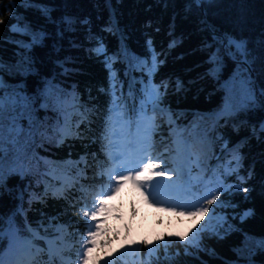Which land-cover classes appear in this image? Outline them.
Instances as JSON below:
<instances>
[{
    "label": "trees",
    "instance_id": "obj_1",
    "mask_svg": "<svg viewBox=\"0 0 264 264\" xmlns=\"http://www.w3.org/2000/svg\"><path fill=\"white\" fill-rule=\"evenodd\" d=\"M188 4L189 0H110L115 25L108 31V0H0V61L4 63L0 94L30 98L28 111L18 119L23 128L20 151L6 153L0 166L2 255L25 246L32 255L19 264H62L44 238L65 229L72 242L65 237L69 247L65 244L61 251L68 256V264H77L74 258L81 253L82 237L91 224L82 212L87 208L91 213L99 192L95 187L105 190L111 183L107 171L113 163L111 142L118 125L123 123L127 134L133 135L138 120L149 117L151 153L163 162H167L166 153L158 155V148L171 144L173 137L190 143L192 126L203 119L196 132L207 135V155L202 161L191 151L201 166L199 181L192 182L189 176L185 180L191 194L211 187V193L227 205L223 213L227 219L218 227L220 237L199 227L191 232L145 230L139 253L115 251L112 264H264V249L255 244L264 240V132L260 131L264 97L259 95L264 89V0H214L201 4L202 10L196 4L188 10ZM41 6L50 9L51 20L41 13ZM65 16L76 21L70 30L62 22ZM18 22L33 31L43 30V43L29 51L13 42H31L30 36L9 30ZM225 33L247 39L257 58L251 71L256 103L247 101L242 86L232 79L236 61L220 39ZM98 39L106 49L100 55L94 51ZM149 41L158 61L151 84L162 94L160 111L146 97V86L151 87ZM214 54L218 55L214 58ZM178 81L182 86L178 87ZM49 84L51 90L46 91ZM70 100L72 104L66 105ZM142 101L146 116L141 114ZM228 105L231 110L221 114ZM8 123L6 118V140ZM67 125L70 130L62 135ZM237 146L242 157L239 167L231 163ZM228 160L233 167L230 172ZM119 193L128 195L135 211L137 195L129 184ZM21 206L22 214L17 212ZM211 206L216 208L214 202ZM248 211L251 215L241 219ZM13 214L20 236L31 237L34 247L22 240L9 247L7 219ZM138 217L135 211L130 225ZM26 223L43 239L33 236ZM197 234L203 250L189 244ZM179 236L186 238L181 241ZM185 248L191 254H185Z\"/></svg>",
    "mask_w": 264,
    "mask_h": 264
},
{
    "label": "rangeland",
    "instance_id": "obj_2",
    "mask_svg": "<svg viewBox=\"0 0 264 264\" xmlns=\"http://www.w3.org/2000/svg\"><path fill=\"white\" fill-rule=\"evenodd\" d=\"M72 102L73 100H70L68 103L66 101V104L71 105ZM156 107L157 110H161L159 105ZM149 119V117L142 118L138 128L137 137L139 150L142 152V155H140L141 158L145 155L142 150V143L146 136L145 134L147 132V127L151 123ZM202 124H204V121L203 119H200L192 126L190 143L187 145L188 147L186 155H184V150L186 148L184 149L183 147V138L181 137H173L170 140L171 144L166 143L158 148V155L166 153L165 158L167 162L161 167V169L165 170V175L162 177H153L152 181L147 187V190L133 185V187L136 188V192L138 193L137 210L135 209V211L139 213V217L138 221H134L131 226L126 225L127 217L131 213V209L129 208V202L131 201L128 199L126 194H119V192H117L115 194L112 193L110 196H107L106 194L97 195L96 201L98 199H103V211L98 213L95 220H91V225L92 231H96L98 227L99 232L94 237L93 243H90L86 246L87 248H91V251L88 252L87 257H83V252L82 254L76 255L74 260L80 259L77 264H82V260L88 261L89 264H111L114 251L134 253L135 250H137V248L142 244V233L145 230H161L165 231L166 233L191 232L197 227L211 230L212 225L216 224V221L213 218L212 209L216 210L217 216L224 215L223 213L226 211L227 205L223 203V207H217V205H220L222 201L218 198L216 193H211L213 192L211 187L205 188L200 194H191L186 192L187 186L184 187L182 184H179L174 180L175 177L180 176L181 178L184 175V177L189 176V179L192 182L196 183L199 181L197 176L198 172L201 170V166L196 158H194L190 153L191 151L195 152L201 157L202 161H205L208 148L207 135L204 131L196 132V130ZM65 127L66 128H62V135L65 133V131H68V129L70 130L69 125ZM113 145V153L115 155L116 151L119 149L124 150L126 148H130V146L126 147V131L123 123H119L118 125V130L115 133ZM171 150L173 153H171ZM230 160H228L226 164V168L229 172L233 170L232 165L229 164ZM231 163L237 164L236 159H234V162L231 161ZM161 169H157L156 171H160ZM110 172L111 171H108V175ZM169 176L171 178H169ZM99 180H97V182ZM157 181L162 182L163 185H170L171 187L154 188L153 186L156 185ZM149 192L154 193L156 201L155 203L153 202V196L148 195ZM213 196L217 197L214 201L216 208L212 207L211 205H207L206 203L207 199H212ZM177 201H184L189 204L182 211L178 210L177 207H175L173 210L172 206H174V203L177 205ZM195 206H207L209 207V212L203 217L199 215L195 216L194 218L189 217L186 214L187 210H194ZM97 207H99V205L95 202L93 210H95ZM142 214L145 215L142 216ZM111 229H114L115 232L111 233ZM65 233H67L65 229L60 231L59 238H64V244L59 245L58 250H56V247L54 251L58 255L62 264L69 263L68 256L64 255L61 251L65 244L66 248L69 247V244L65 242V237H67V241L72 242V239L70 240V236H65ZM84 239H87V237ZM125 243L128 244L127 248L122 247V245ZM80 250L84 251V248L80 246L78 252ZM80 255H82L81 258H79Z\"/></svg>",
    "mask_w": 264,
    "mask_h": 264
},
{
    "label": "snow or ice",
    "instance_id": "obj_3",
    "mask_svg": "<svg viewBox=\"0 0 264 264\" xmlns=\"http://www.w3.org/2000/svg\"><path fill=\"white\" fill-rule=\"evenodd\" d=\"M28 2L29 0H25V3H28ZM108 2H109V8H110V16H109V27L107 30L112 31L115 25V13L113 10H111L110 0H108ZM213 2L214 0H189V4L187 7H188V10H190L192 4L201 5L203 3L211 4ZM40 11L49 20L52 19L50 15V9L41 6ZM62 22L68 26L69 30L76 23V21L73 18L68 17V16L63 17ZM83 22L88 23L87 20ZM0 23H2V21H0ZM9 30L14 33H21V34L28 35L31 37V42L27 44L24 41H13L15 43L20 44L22 47L27 48L29 51L31 50L33 45L42 44L44 37L46 35V33L43 30L33 31L30 25L25 24L21 26L19 22L11 25ZM213 35L215 37V32L213 33ZM89 36L91 37L90 30H89ZM220 39L222 40V43H226L228 54L230 55L232 59L236 61V69H235V73L232 79L234 81H238L239 84L242 86L246 100L251 103H256L257 96H256V93L252 89V84L254 83V81L251 76V71L253 70L252 66L255 63L257 58L253 56L251 50L248 48V40L244 38L237 39L236 37L231 36L227 33H225L223 37ZM98 44L99 46L94 51L96 52L97 55H100V54H103L106 51V49H105V46L102 40L98 39ZM148 46L152 53V64H151V68L149 69V72H150L149 85H151V87L149 88L146 86V97L149 103H152L153 105H158V101L160 100V97L162 94L157 86L151 84V75H153L155 71L157 70L158 61H157V57L155 54V50L152 48L151 41L148 42ZM125 51L127 50L125 49ZM216 55L218 54H214V58ZM142 63H144L145 66H147V61H143ZM3 68H4V63L0 61V70H3ZM109 68H110V65H109ZM27 70L30 71L31 68L29 67ZM110 71H111V68H110ZM177 84H178V87L182 86L180 85L179 81L177 82ZM3 89H4V80H3V77L0 76V90H3ZM45 90L50 91L51 85L49 84L48 88H46ZM114 95L115 94L113 93V96ZM259 95L261 97H264V89L260 91ZM29 100H30L29 97L23 96L20 93L7 94V95L0 94V166H2L3 164V160L5 158L6 153L12 150H16L17 152L20 151V146H21L20 134L23 132V128L18 124V119L24 115V112L28 111ZM115 106H116V101L114 99L109 106V115L106 118V129H105L106 133L109 132L108 126L113 119V111H114ZM230 110H231V106L228 105L221 110V114H223L224 112L230 111ZM6 111L8 112L7 117L5 116ZM141 114L146 116V108L143 106V101H142ZM6 118L9 121L8 126H7V130H8L7 140L5 139V135H4ZM125 119H128L130 122L131 118L125 117ZM139 126H140V123L138 120L137 127L139 128ZM255 131L256 130L253 129L254 134H255ZM260 131L264 132V124L260 125ZM238 147L239 146H237V149L234 150L236 151L235 159L237 161V167L240 166V161L242 160V157L240 156L238 152ZM142 150L145 154L139 161V165H142V167L137 165L131 169V172H135V175H132L131 172L128 175H124L123 172H114V171L109 173L110 180H113L116 182L112 190L113 194L119 191L122 181L123 182L131 181L138 188L147 190V187L149 186L153 177H162L165 175V170L161 169V163L163 161H160L159 157L153 158L151 155L152 144H151L150 133H147L146 138L144 139L142 143ZM81 159L83 160L84 157H81ZM157 169H161V170L156 171ZM169 178L171 177L169 176ZM240 179L243 180L244 178L240 177ZM2 184H3V176H2V171H0V185ZM153 187L154 188L155 187L169 188L171 186L163 185L162 182L157 181L156 185H154ZM244 191H248V189H244ZM101 195H103V193H101ZM148 195L153 196V202L155 203L156 201H155L154 193L149 192ZM216 198L217 197L213 196L212 199H208L206 201L207 205L213 204ZM21 199H23L22 196H21ZM96 203L99 205V207L95 208V210L91 211V213L89 212L87 208H85V210H83L82 212V215L84 217H87L89 220H95L98 213L103 211V199H98ZM223 206H224L223 202H221L220 205H217V207H223ZM172 207L174 210L176 206L174 205ZM17 212L21 214L23 213L22 206L17 209ZM208 212H209V207L207 206H195L194 210H187L186 214L189 217L194 218L197 215L203 217ZM212 213H213V218L216 221V224L212 225L211 230L213 234L220 237L221 234L218 231V227H223L227 218L223 215L217 216L215 209H212ZM249 215H251V211L245 212L243 216L241 217V219ZM3 221H4V217L0 216V222H3ZM25 221H26V216H25ZM26 227H28L29 232H31L33 236H35L36 238L43 239V237H40L39 232H37L35 229H32L30 226L27 225V223H26ZM60 227H63V226H60ZM87 227H88V231L85 234L87 239H84L82 237V247L84 248L82 255L84 258H86L88 255V252L91 251V248H87L86 246L90 243H93L94 237L99 232L98 227L96 231H92V225H87ZM231 228L232 226L228 225V229L230 230ZM57 230L59 231V228ZM7 232L9 234V247L12 246L15 240H22L25 244L34 247V245L32 244L31 237L20 236V229L18 225L16 224L15 214H13L12 216H9L7 219ZM4 235H5V227L3 223H0V241L3 240ZM185 238H186L185 236L178 237V239H180L181 241L185 240ZM189 244H191L195 248L200 249V241H199L198 234L196 237L193 238L192 241H189ZM255 244L258 248L264 249V240L256 241ZM167 247L168 246L166 245L165 248L167 249ZM200 250H203V249H200ZM185 254H191L188 252L187 248H185ZM177 255H179L178 252H177ZM0 264H4L3 259H2V252H0ZM82 264H86V261L82 260Z\"/></svg>",
    "mask_w": 264,
    "mask_h": 264
},
{
    "label": "bare ground",
    "instance_id": "obj_4",
    "mask_svg": "<svg viewBox=\"0 0 264 264\" xmlns=\"http://www.w3.org/2000/svg\"><path fill=\"white\" fill-rule=\"evenodd\" d=\"M189 203H186L184 201H177V205L174 203V205L178 208V210L182 211L184 208H186L188 206ZM191 208V207H190ZM123 248H127L128 244L125 243L124 245H122Z\"/></svg>",
    "mask_w": 264,
    "mask_h": 264
},
{
    "label": "water",
    "instance_id": "obj_5",
    "mask_svg": "<svg viewBox=\"0 0 264 264\" xmlns=\"http://www.w3.org/2000/svg\"><path fill=\"white\" fill-rule=\"evenodd\" d=\"M199 7H200V9L202 10V5H199ZM251 76H252V74H251Z\"/></svg>",
    "mask_w": 264,
    "mask_h": 264
}]
</instances>
